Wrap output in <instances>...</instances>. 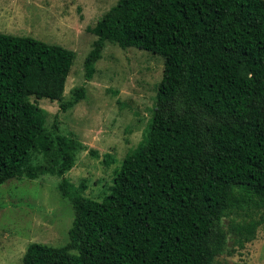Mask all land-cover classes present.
Listing matches in <instances>:
<instances>
[{"label": "trees", "instance_id": "obj_1", "mask_svg": "<svg viewBox=\"0 0 264 264\" xmlns=\"http://www.w3.org/2000/svg\"><path fill=\"white\" fill-rule=\"evenodd\" d=\"M91 31L87 80L107 42L164 61L149 125L101 199L67 177L87 146L32 100L86 97L64 94L76 52L0 31V185L57 176L75 214L67 243L31 242L23 264H217L264 223V0H117Z\"/></svg>", "mask_w": 264, "mask_h": 264}, {"label": "rangeland", "instance_id": "obj_2", "mask_svg": "<svg viewBox=\"0 0 264 264\" xmlns=\"http://www.w3.org/2000/svg\"><path fill=\"white\" fill-rule=\"evenodd\" d=\"M117 0H0V31L58 43L76 52L65 96L85 86L86 97L61 110L57 100L36 99L48 110L47 125L58 119L62 133L77 135L87 149L78 153L67 177L85 183V195L101 199L110 191L114 170L143 138L155 107L163 57L107 42L92 79L84 60L97 36L91 31ZM108 155L115 162L107 163ZM60 178L12 179L0 185V264H23L31 242L59 246L69 241L74 210L58 188ZM217 264H264V223L255 237L233 243Z\"/></svg>", "mask_w": 264, "mask_h": 264}]
</instances>
